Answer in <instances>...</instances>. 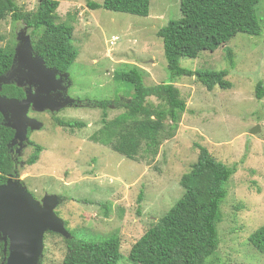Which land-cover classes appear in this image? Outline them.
<instances>
[{
	"label": "rangeland",
	"instance_id": "obj_1",
	"mask_svg": "<svg viewBox=\"0 0 264 264\" xmlns=\"http://www.w3.org/2000/svg\"><path fill=\"white\" fill-rule=\"evenodd\" d=\"M57 1L58 22L74 26L73 45L78 57L64 78L56 77L58 84L54 86L58 89L51 95L72 103L56 113L30 108L34 113L30 117L28 112V117L37 119L43 127L28 133L31 136L17 154L21 159L17 176L20 184L38 201L46 195L65 198L56 214L67 223L71 237L99 242L118 235L123 256L120 264H131L128 256L133 245L182 197L181 178L197 162V146L201 145L217 161L237 167L221 206L220 246L214 260L217 264H264V255L248 241L264 225V98L256 97L258 83L264 84V0L257 6L261 36L239 34L214 53L206 51L196 59L180 60V66L191 71L229 70L227 80L232 88L208 91L196 76L177 78L174 85L187 104L179 127L162 141L157 156L140 153L136 161L91 140L103 127V111L86 105L134 97L128 83L115 82L118 70L139 68L147 86L170 81L163 41L157 33L170 20L181 17V0H151L149 17L88 7L90 1L102 4L104 0ZM38 3L39 0H17L22 12H34ZM21 33L30 37L36 55L34 44L39 32L14 22L11 16L0 24L4 37L0 46L14 47L15 51ZM228 49L233 54L231 60ZM27 72L17 65L11 84L18 87L16 76ZM18 88L26 94L29 82ZM35 88L34 85L32 90ZM149 101L160 103L155 97ZM77 103L79 106L74 107ZM123 112L110 109L107 119ZM57 119L79 121L85 126L63 128L57 125ZM257 126L259 132L251 134ZM29 140L43 149L34 165H28L36 150ZM82 254L68 249L63 236L45 235L42 264H63Z\"/></svg>",
	"mask_w": 264,
	"mask_h": 264
},
{
	"label": "trees",
	"instance_id": "obj_2",
	"mask_svg": "<svg viewBox=\"0 0 264 264\" xmlns=\"http://www.w3.org/2000/svg\"><path fill=\"white\" fill-rule=\"evenodd\" d=\"M260 2L181 0V17L170 20L157 33L163 41L170 81L147 86L142 71L135 66L127 72L116 71L115 82L128 83L134 89V97L131 100H104L87 104V107L103 111V127L91 136V140L109 146L114 152L133 161L140 153L145 157L157 156L162 141L177 131L181 114L187 110L186 101L174 85L177 78L196 76L208 91H213L215 87L229 90L233 86L227 80L229 70L191 71L182 68L180 60L196 59L206 51L214 53L239 34L261 36L263 28L257 10ZM59 6L57 0H39L34 12H22L17 0H0V24L11 16L14 22H22L34 32H39V39L34 44L36 53L48 68L66 73L76 61L78 52L73 45L74 26L68 22H58ZM88 7L91 10L103 8L115 13L149 17L151 0H104L102 4L90 1ZM2 40L4 37L0 34ZM14 55V47L0 46V77L10 71ZM227 57L230 60L233 58L230 49L227 50ZM231 65L234 66L233 60ZM3 93L18 99L25 95L21 88L10 84L4 86ZM153 97L160 101L158 105L149 101ZM256 97L258 100L264 98L262 82L257 85ZM110 109L124 112L108 120L107 111ZM56 123L69 129L85 126L74 120L57 119ZM14 136L15 131L7 127L2 119L0 185L5 184L10 176L19 174L16 156L9 147ZM30 145L35 146L36 150L28 165H34L43 149L32 142ZM197 147L198 160L180 181L184 191L182 197L133 245L128 256L131 264H217L214 257L220 246L218 227L222 221L221 206L228 196L227 186L237 167L217 161L206 147ZM59 198L62 203L65 202L64 197L59 195ZM141 200L142 194L139 202ZM65 227L67 229L66 222ZM248 241L254 250L264 255V225L255 230ZM65 242L68 249L83 253V257L66 259L63 264H120L123 259L118 235H111L99 242L79 240L73 235ZM5 257L4 243L0 241V264H4Z\"/></svg>",
	"mask_w": 264,
	"mask_h": 264
},
{
	"label": "water",
	"instance_id": "obj_3",
	"mask_svg": "<svg viewBox=\"0 0 264 264\" xmlns=\"http://www.w3.org/2000/svg\"><path fill=\"white\" fill-rule=\"evenodd\" d=\"M18 40L11 71L0 77V90L2 85L11 84L17 65L28 69L20 77L18 87L29 82L30 88L23 100L0 95V113L8 122L5 125L15 131L11 145H17V154L20 155L29 131L43 127L37 119L28 117L29 109L32 107L36 112L56 113L72 101L51 95L58 89L54 86L58 84L56 77L62 79L66 75H59L57 69L48 68L41 57L34 55L30 37L25 33H21ZM34 85L36 88L33 91ZM63 88L60 85V89ZM259 130L257 126L251 130V134ZM17 179V175H12L5 184L0 185V241L4 243V264H42L47 233L72 238L65 222L56 214L61 199L58 195H46L42 201H38Z\"/></svg>",
	"mask_w": 264,
	"mask_h": 264
},
{
	"label": "flooded vegetation",
	"instance_id": "obj_4",
	"mask_svg": "<svg viewBox=\"0 0 264 264\" xmlns=\"http://www.w3.org/2000/svg\"><path fill=\"white\" fill-rule=\"evenodd\" d=\"M36 55L38 56V54L36 53ZM15 56V55H14ZM14 63V58H13V62H12V64ZM12 66L13 65H11V67H10V71H11V68H12ZM14 69H16L17 70V66H15V68ZM51 69H55V68H51ZM9 71V72H10ZM8 72V73H9ZM64 73H61L60 71H59V75H63ZM22 75H19V76H16V78H17V80L19 81V79H20V77H21ZM59 77V76H58ZM15 78V77H14ZM69 79L68 80H66L65 81V83H64V85L66 86V88L68 87V85H69ZM10 85H14V84H10ZM4 86H8V85H4ZM4 86L2 87V90L0 91V94L3 96V97H7V98H10V99H12V98H15V99H18V98H16L15 96H11V95H5L4 93H3V88H4ZM29 88H30V86H29ZM66 88H65V90L63 91L65 94H66ZM33 89V88H32ZM23 90V89H22ZM24 91V90H23ZM24 94H25V92H24ZM26 97V94L24 95V98ZM24 98H22V99H19V100H23ZM74 107H76V106H79V104L77 103V104H74L73 105ZM72 106V107H73ZM34 113V111L32 110V109H30V111H29V116L30 117H32L31 115ZM0 115H1V113H0ZM56 114H53V116H55ZM1 117H3L2 115H1ZM1 117H0V123L2 122V119H3V122H4V124H6V123H8L7 121H4V118H2L1 119ZM30 132V131H29ZM28 136H31V134H28ZM30 140H29V142H28V144H30ZM10 147V149H11V152L14 154V156H16V162L18 163V166L20 165V163H21V159L20 158H18V155H17V145H14V146H9Z\"/></svg>",
	"mask_w": 264,
	"mask_h": 264
},
{
	"label": "built area",
	"instance_id": "obj_5",
	"mask_svg": "<svg viewBox=\"0 0 264 264\" xmlns=\"http://www.w3.org/2000/svg\"><path fill=\"white\" fill-rule=\"evenodd\" d=\"M117 40H118V39H117ZM112 44H113V43H112ZM112 44H111V45H112Z\"/></svg>",
	"mask_w": 264,
	"mask_h": 264
}]
</instances>
